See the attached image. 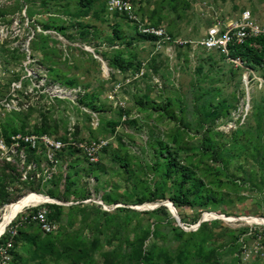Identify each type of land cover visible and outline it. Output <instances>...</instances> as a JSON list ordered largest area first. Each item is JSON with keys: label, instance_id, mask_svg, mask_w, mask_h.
<instances>
[{"label": "rangeland", "instance_id": "obj_1", "mask_svg": "<svg viewBox=\"0 0 264 264\" xmlns=\"http://www.w3.org/2000/svg\"><path fill=\"white\" fill-rule=\"evenodd\" d=\"M106 1L0 0V218L52 199L0 264H264V61L191 44L242 11L264 29V0H135L170 50ZM40 206L55 235L18 225Z\"/></svg>", "mask_w": 264, "mask_h": 264}, {"label": "built area", "instance_id": "obj_2", "mask_svg": "<svg viewBox=\"0 0 264 264\" xmlns=\"http://www.w3.org/2000/svg\"><path fill=\"white\" fill-rule=\"evenodd\" d=\"M139 5L140 4L135 0H107L105 9L109 14L117 13L125 16L134 24L140 35L152 37L157 40L158 43L163 41L171 44L167 48L168 50L174 49L177 46H184L188 43L182 40L172 39L171 36L165 32L164 28L159 25H152L147 17H138L136 15L137 8L135 6ZM258 37H264V29L255 22L249 11H242L239 17L235 19L222 20L220 18H215L207 27L203 37L198 41L191 42V44L194 43L195 47H199L205 51H218L223 53L233 64L241 66L242 61L239 57L229 56L230 48ZM250 46L258 48L255 42H251ZM13 139L32 147L42 144L51 150L60 149L62 146L60 141L54 140L45 134L36 136L17 134L13 136ZM23 222L33 223L44 235H54L57 233L58 226L55 221L49 219L48 210L45 206L34 208L33 210H29L28 214L20 216L18 225ZM16 235V226L7 230L5 239L0 244V256L3 260L7 259L8 252L13 248ZM256 237L260 239V236L257 234Z\"/></svg>", "mask_w": 264, "mask_h": 264}, {"label": "bare ground", "instance_id": "obj_3", "mask_svg": "<svg viewBox=\"0 0 264 264\" xmlns=\"http://www.w3.org/2000/svg\"><path fill=\"white\" fill-rule=\"evenodd\" d=\"M52 202L47 196H43L40 194H28L23 198H20L12 203L4 205L3 213L0 218V237L5 232L7 226L10 222L15 218V216L20 213L24 208L27 207H35L39 204L49 203ZM165 205V204H164ZM169 210L171 211L172 215L176 218L175 209L170 205L167 204ZM253 219H247V221H251Z\"/></svg>", "mask_w": 264, "mask_h": 264}, {"label": "trees", "instance_id": "obj_4", "mask_svg": "<svg viewBox=\"0 0 264 264\" xmlns=\"http://www.w3.org/2000/svg\"><path fill=\"white\" fill-rule=\"evenodd\" d=\"M113 15H120L117 13H114ZM123 16V15H120ZM125 17V16H124ZM126 18V17H125ZM127 19V18H126ZM128 20V19H127ZM129 21V20H128ZM130 22V21H129ZM131 23V22H130ZM153 25V24H152ZM157 26V25H155ZM136 28V27H135ZM137 31V30H136ZM138 33V32H137ZM139 34V33H138ZM118 36V35H117ZM251 42H255L258 45V48H253L250 46ZM229 56L231 57H239L241 59V61L243 60V58L248 57V58H252L253 62H263L264 61V37H258L252 40H248L246 42H244L241 45H234L230 48V54ZM243 62V61H242ZM245 63V61H244ZM165 154V152L163 153ZM172 201L176 204V205H190L189 204V200L187 199V197L185 195H181V196H174ZM52 220V219H51ZM13 222L11 221L9 225H12ZM8 225V226H9ZM42 234V233H41ZM44 235V234H43ZM53 234H49V235H44V236H51ZM55 235V234H54ZM6 236V234H5ZM5 236L3 239H1V243L3 242V240L5 239Z\"/></svg>", "mask_w": 264, "mask_h": 264}, {"label": "water", "instance_id": "obj_5", "mask_svg": "<svg viewBox=\"0 0 264 264\" xmlns=\"http://www.w3.org/2000/svg\"><path fill=\"white\" fill-rule=\"evenodd\" d=\"M164 206H165V205H164ZM175 219H176V221H177V222H179V218H178V216H176V218H175Z\"/></svg>", "mask_w": 264, "mask_h": 264}]
</instances>
